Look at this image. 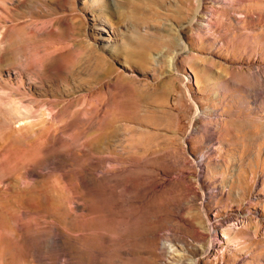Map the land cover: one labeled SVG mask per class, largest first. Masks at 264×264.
<instances>
[{"label":"rangeland","instance_id":"obj_1","mask_svg":"<svg viewBox=\"0 0 264 264\" xmlns=\"http://www.w3.org/2000/svg\"><path fill=\"white\" fill-rule=\"evenodd\" d=\"M0 264H264V0H0Z\"/></svg>","mask_w":264,"mask_h":264},{"label":"bare ground","instance_id":"obj_2","mask_svg":"<svg viewBox=\"0 0 264 264\" xmlns=\"http://www.w3.org/2000/svg\"><path fill=\"white\" fill-rule=\"evenodd\" d=\"M200 2L202 3V0H200Z\"/></svg>","mask_w":264,"mask_h":264}]
</instances>
